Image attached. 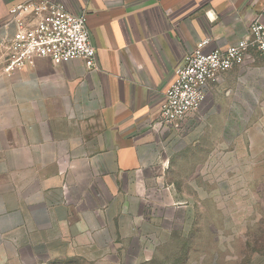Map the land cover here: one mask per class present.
I'll return each instance as SVG.
<instances>
[{
  "label": "crops",
  "instance_id": "obj_1",
  "mask_svg": "<svg viewBox=\"0 0 264 264\" xmlns=\"http://www.w3.org/2000/svg\"><path fill=\"white\" fill-rule=\"evenodd\" d=\"M17 1L0 0V264H143L190 234L209 203L249 210L224 226H256L264 59L220 73L176 127L155 124L184 56L204 38L207 50L236 42L262 0H54L85 13L96 68L38 56L7 73ZM243 130L239 187L219 162ZM249 264H264V250Z\"/></svg>",
  "mask_w": 264,
  "mask_h": 264
},
{
  "label": "built area",
  "instance_id": "obj_2",
  "mask_svg": "<svg viewBox=\"0 0 264 264\" xmlns=\"http://www.w3.org/2000/svg\"><path fill=\"white\" fill-rule=\"evenodd\" d=\"M16 30L9 41L10 53L4 71L48 57L55 64L81 59L88 70L96 68V50L84 12L73 13L59 1L22 0L8 10ZM209 38L200 40L174 68V78L165 89L156 121L158 129L176 127L195 112L206 98L209 82L250 54L264 55V0L247 25L245 34L225 47L207 50Z\"/></svg>",
  "mask_w": 264,
  "mask_h": 264
},
{
  "label": "rangeland",
  "instance_id": "obj_3",
  "mask_svg": "<svg viewBox=\"0 0 264 264\" xmlns=\"http://www.w3.org/2000/svg\"><path fill=\"white\" fill-rule=\"evenodd\" d=\"M262 59H264L262 56L250 54L247 62L251 67H247L246 72L251 73V68H256L258 66L257 62ZM244 134L245 130L241 131L235 139L236 149H234V145L230 151L228 147L221 148L222 161L219 162V166L223 171L227 170L236 175L234 182L239 187L244 186L246 180L244 175L245 162L242 159L243 156H241L244 154ZM226 144L228 146V143ZM235 151L237 152L236 155L233 154ZM246 206V204H243V208ZM235 207V210L228 211V208L224 205L220 211H217L213 209L211 203L205 204V210L200 212L190 234L185 237L178 234L174 235L171 242L162 245L156 255L143 264H208L212 262L211 257L213 254L218 255V258L215 257V259L219 264H249L252 255L261 253V250H264V222L260 223L261 218L264 220V216L261 217L257 213L258 215L253 218L259 219V221L253 227L246 228L244 225L237 227L224 226L227 218L240 220L243 224L244 219L248 217V214H246L249 213L247 212L248 209L243 210L241 206L238 208L237 205ZM245 236L248 237L247 241L243 239ZM50 264L90 263L79 260H60Z\"/></svg>",
  "mask_w": 264,
  "mask_h": 264
}]
</instances>
